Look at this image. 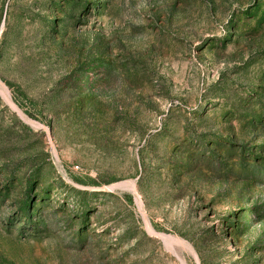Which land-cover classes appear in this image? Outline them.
Here are the masks:
<instances>
[{
	"label": "rangeland",
	"instance_id": "374dc122",
	"mask_svg": "<svg viewBox=\"0 0 264 264\" xmlns=\"http://www.w3.org/2000/svg\"><path fill=\"white\" fill-rule=\"evenodd\" d=\"M0 264H264V0H0Z\"/></svg>",
	"mask_w": 264,
	"mask_h": 264
},
{
	"label": "bare ground",
	"instance_id": "6f19581e",
	"mask_svg": "<svg viewBox=\"0 0 264 264\" xmlns=\"http://www.w3.org/2000/svg\"><path fill=\"white\" fill-rule=\"evenodd\" d=\"M5 92V91H4ZM6 93V92H5ZM9 95V94H8ZM12 102V101H11ZM12 105V104H11ZM15 108V107H14ZM130 186H131V183H130ZM179 242V241H178Z\"/></svg>",
	"mask_w": 264,
	"mask_h": 264
}]
</instances>
